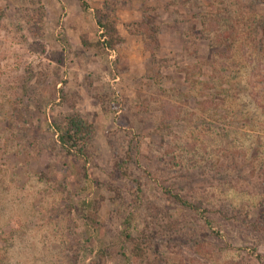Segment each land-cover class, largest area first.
<instances>
[{
	"label": "rangeland",
	"instance_id": "obj_1",
	"mask_svg": "<svg viewBox=\"0 0 264 264\" xmlns=\"http://www.w3.org/2000/svg\"><path fill=\"white\" fill-rule=\"evenodd\" d=\"M84 1L0 0V264H258L264 232L243 223L264 208V0H115L125 43L107 52L82 42L110 0ZM73 108L94 126L87 171L50 129ZM155 181L212 210V228ZM134 210L146 241L129 261Z\"/></svg>",
	"mask_w": 264,
	"mask_h": 264
},
{
	"label": "trees",
	"instance_id": "obj_2",
	"mask_svg": "<svg viewBox=\"0 0 264 264\" xmlns=\"http://www.w3.org/2000/svg\"><path fill=\"white\" fill-rule=\"evenodd\" d=\"M81 4V8L83 12H87L88 6L84 0H78ZM117 12V2L115 0H110L106 2L102 8L97 9L95 11V21L96 25L99 30V39L94 44L87 42L86 40H83L82 45L85 48H96L100 49L102 51H116L117 47L120 45H123L125 43L124 38L121 36L118 26H119V20L116 15ZM256 33V32H255ZM236 37L240 36L239 32H236ZM225 41H227L226 38H224ZM239 40V39H238ZM237 40V41H238ZM236 41V40H235ZM230 51H228L227 54L220 56V59L222 60V67L225 68L228 64V61L230 62L233 60V55L230 56ZM253 51L256 56L260 57L262 62H264V34L262 39L258 40V45L253 48ZM239 52V51H238ZM259 76H264V73L262 75L258 74ZM224 83V81H223ZM262 81L259 79V84H261ZM264 84V83H263ZM264 86V85H260ZM212 88V87H211ZM209 89V88H208ZM67 101L65 96L62 95V98L60 99V102ZM209 106L206 105L205 108L207 109ZM114 112V109H113ZM17 119L19 121L24 122L25 114L22 110H17L15 113ZM27 123V121H25ZM50 129L53 131V133L56 136V142H54L55 147L59 150V152L67 157H70L74 159L78 164H82V167L84 170L87 171V166L91 165L93 162L92 158V152H91V144L93 137L95 135L94 126L93 124L87 120L84 116L79 114L75 108H73L72 113L67 114L57 120L56 122H53L51 124ZM137 139L136 137H134ZM128 161H125L124 163L117 165V172L121 179H130V175L128 171L126 170V164ZM254 173V172H253ZM257 179L254 178L253 180V187L257 193V196L260 199L264 200V170L262 169L260 173L256 174ZM86 177H88V174H85ZM138 185L137 188L131 192L132 200L141 202L142 201V194L143 189L141 188V185L136 181ZM156 185L160 184L155 181ZM212 184V183H211ZM165 195L168 196L169 199H171L176 205H178L181 209L187 210L193 214H195L199 219L203 220L204 223L212 228L214 222L211 219V215L214 214L212 210H208L206 208H203L202 204L197 202H192L189 199H187L184 196H181L178 193H175L173 190H170L168 188L160 187ZM85 204V203H84ZM85 206L90 210V213L88 216H86V220L89 224H96V214L94 213V208L88 204H85ZM219 214L223 215L226 218L235 219L236 216H225L224 212L220 211ZM136 219L135 210L130 211L122 224V229L120 231V240L124 243L125 247L129 246L130 250L125 252L124 257L126 260L131 259L133 257L135 260H140L144 257V249L142 248V241H146L145 239H142V237L134 238L132 233V227ZM244 225H247L252 228L253 231L257 233L264 232V208L263 211L259 214L256 221L251 223H243ZM217 237L222 238L223 235L221 232H216ZM143 236L146 237L145 234ZM147 239V238H146ZM124 248V247H123ZM249 255L251 258L255 259L258 264H264V256L259 254L257 250L254 248L249 252ZM99 259H104L105 254L103 251L98 252ZM98 264V263H93Z\"/></svg>",
	"mask_w": 264,
	"mask_h": 264
}]
</instances>
